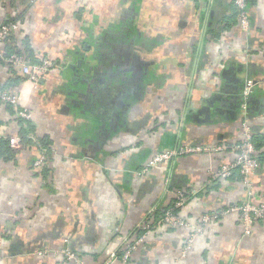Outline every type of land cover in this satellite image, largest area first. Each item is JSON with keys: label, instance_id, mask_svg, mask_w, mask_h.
<instances>
[{"label": "crops", "instance_id": "crops-1", "mask_svg": "<svg viewBox=\"0 0 264 264\" xmlns=\"http://www.w3.org/2000/svg\"><path fill=\"white\" fill-rule=\"evenodd\" d=\"M233 3L0 0V20L18 19L17 43L26 39L36 62L56 64L38 85L0 65V84L32 111L35 136L50 138L47 150L24 144L17 115L0 98V136L14 148L0 156V264H61L54 252L64 246L87 264H105L178 190L189 196L190 225L153 230L131 264H264V219L246 233L238 212L221 214L251 199L240 169L214 178L221 162L236 159L245 122L264 134V86L248 97L249 115L240 110L247 79L264 77V0L249 6V32L226 21ZM222 143L223 152L185 154L142 172L157 151ZM252 185L264 199V154ZM206 214L219 216L187 247Z\"/></svg>", "mask_w": 264, "mask_h": 264}, {"label": "built area", "instance_id": "built-area-1", "mask_svg": "<svg viewBox=\"0 0 264 264\" xmlns=\"http://www.w3.org/2000/svg\"><path fill=\"white\" fill-rule=\"evenodd\" d=\"M35 1V0H30ZM236 5L239 15L238 23L242 31L249 32L251 28V17L249 14L248 0H233ZM19 24L17 21H8V19L0 20V51L4 45L7 37L18 31ZM4 61L11 65L14 69L20 70L23 74H28L29 79L33 81L35 85H38L42 78H45L52 68L56 66L55 62L46 57L42 59L40 63H30L23 56L13 53L4 58ZM260 86H264V77L254 79L248 78L244 89V98L248 99L252 91ZM0 98L6 103H11L15 107L18 116L32 120L33 113L29 109L20 106V99L17 93L11 90H0ZM242 111L244 114L247 112V102L242 105ZM244 139L233 146V149L237 152V157L234 161L221 162L219 168L214 173V178L225 180L232 176L235 169H240L243 175V181L250 188L251 199L240 205H233L228 209L221 212L226 214L232 211H236L240 214V222L245 229L246 233L252 231L253 226L260 219H264V199H255V193L253 192L252 176L260 166V160L258 159V152L253 143V131L251 126L244 123ZM16 140L18 137H14L11 141L13 146H17ZM228 148L225 144H217L215 146L202 145V144H180L171 149H165L157 151L152 154L144 164L142 169L143 173H147L157 167L161 163L169 162L181 155L198 153V152H223ZM46 161V155L42 154L35 161L36 167L41 166ZM189 196L183 190H178L175 193L173 204H171L163 214L155 221L152 219L145 220L141 225L142 235L139 236L135 243H128L122 246L117 251L113 252L107 259L105 264H131L133 251L137 249V245L144 241L148 234L153 230L161 226H168L171 228H181L190 225L188 217L185 215V208L187 205ZM219 214H206L202 217L199 224L193 229V234L189 237L188 246H191L195 236L202 232L205 225L211 222L214 218H217ZM51 251L44 250L39 251L41 255H48ZM55 256L60 259L61 264H87L84 256L71 249L69 246H64L58 251L54 252Z\"/></svg>", "mask_w": 264, "mask_h": 264}, {"label": "trees", "instance_id": "trees-1", "mask_svg": "<svg viewBox=\"0 0 264 264\" xmlns=\"http://www.w3.org/2000/svg\"><path fill=\"white\" fill-rule=\"evenodd\" d=\"M254 2H255V0H248L249 6L251 4H253ZM238 15H239V11H238L236 5L233 3V10L231 11V14L228 17H226V21L231 20V25H232V22L233 23L237 22ZM16 20H18V19L15 18V17L8 18V21H16ZM218 35L219 34H217V36ZM18 41H19V39L17 38V35L15 33H12V35L7 37V39L4 42V46L2 47V50L0 51V65L7 64L4 61V58L6 56H9V55L13 54V53H16V54H19V55H23L31 63H35L37 61L35 59L33 50L30 47V44L27 43V40L25 39L23 46L18 44L17 43ZM73 57L74 58L78 57V55H74ZM36 63H38V62H36ZM7 65L10 66L11 69H13V67L11 65H9V64H7ZM12 71H14V69ZM19 77H21V76H19ZM4 87L5 86L0 84V88L1 89H4ZM258 93H259V90H258V87H257V88H255L252 91V93L250 94L249 98L252 97L255 94H258ZM241 101H242V98L240 100V104H241ZM248 102H249V99H247V105H249ZM7 105H8V109H10L13 113H15L17 115L15 107L13 106V104L8 103ZM241 109L242 108L240 106V110ZM240 113H241V111H240ZM246 113H247V115H249V111L248 110H247ZM17 118H18V120H19V122L21 124V130H20L19 133H20V136L22 138V142L24 144L26 142H29L30 144L33 143V144H36V145L39 144L42 147V149L47 150V148L50 145L49 136H47V135L43 136V137L35 136V133L33 132V129H32V127H33L32 120L22 118V117H20L18 115H17ZM2 122H3V120L0 119V124ZM253 143H254V146H255V148H256V150L258 152V155H257L258 159L262 160L263 159V154H264L262 152V148L264 147V134H263L262 131H260L258 129H255V128L253 129ZM12 149H14V148H12L10 146L9 137L0 136V156H7V157L13 156L14 150H12ZM172 204H173V202H172ZM165 210H166V208L164 210H162V211L158 210V213L163 214ZM138 231L140 233L143 232L142 229H138Z\"/></svg>", "mask_w": 264, "mask_h": 264}, {"label": "water", "instance_id": "water-1", "mask_svg": "<svg viewBox=\"0 0 264 264\" xmlns=\"http://www.w3.org/2000/svg\"><path fill=\"white\" fill-rule=\"evenodd\" d=\"M81 64V60L79 61V65ZM238 104V103H237ZM231 108H232V106H230ZM236 108H237V105H236ZM207 109H209V108H207Z\"/></svg>", "mask_w": 264, "mask_h": 264}]
</instances>
